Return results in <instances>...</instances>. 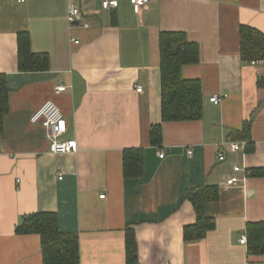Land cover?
Segmentation results:
<instances>
[{"label":"crops","instance_id":"crops-1","mask_svg":"<svg viewBox=\"0 0 264 264\" xmlns=\"http://www.w3.org/2000/svg\"><path fill=\"white\" fill-rule=\"evenodd\" d=\"M72 3L82 13L73 25ZM241 25L264 33V0H151L139 12L131 0L109 9L102 0H0V73L10 88L0 136V264H43L40 235L15 232L38 211L56 212L61 230L78 234L81 264H128V226L135 264H264V254L240 242L248 223L264 222V175L241 172L240 185L226 187L235 165L264 170V61L242 60ZM25 31L32 51L49 55L48 70H19ZM161 31L199 43L200 62L183 66L182 76L202 82L204 111L164 122L158 147L149 132L161 122ZM48 101L60 107L63 138L77 139V152H50L48 131L31 120ZM246 121L250 138L239 134ZM231 142L244 147L233 151ZM138 147L145 174L126 179L123 151ZM201 184L220 188L208 206L216 226L186 243L184 227L196 220L186 192Z\"/></svg>","mask_w":264,"mask_h":264},{"label":"trees","instance_id":"trees-1","mask_svg":"<svg viewBox=\"0 0 264 264\" xmlns=\"http://www.w3.org/2000/svg\"><path fill=\"white\" fill-rule=\"evenodd\" d=\"M160 46V92L161 122L150 127V142L154 146L163 143V123L168 121H190L202 118L204 102L202 82L185 79L182 68L200 62V45L191 41L183 31H161ZM240 51L245 62L264 61V33L248 26H240ZM50 58L46 52H34L27 31L18 37V68L20 71L48 70ZM10 111V88L7 75L0 73V136L4 134L5 117ZM250 121L244 123L239 132L250 138ZM123 173L126 179L141 178L145 174V150L142 147L126 148L123 151ZM252 176L264 175V170L250 171ZM192 202L196 220L184 227L186 243L203 239L215 228V218L209 214L208 206L220 199V188L215 184H201L186 192ZM18 235L38 234L41 238L43 264H81L79 236L75 232L62 231L59 216L54 211H38L25 214L15 227ZM248 249L264 254V222H250L246 227ZM127 263L139 260V249L133 226L126 231Z\"/></svg>","mask_w":264,"mask_h":264},{"label":"built area","instance_id":"built-area-1","mask_svg":"<svg viewBox=\"0 0 264 264\" xmlns=\"http://www.w3.org/2000/svg\"><path fill=\"white\" fill-rule=\"evenodd\" d=\"M24 1V0H22ZM150 0H131L134 5V8L137 12L141 10V8L148 3ZM102 5L104 8L117 7L118 0H103ZM80 18V10L75 7V4H70L68 10V20L70 23H74L77 19ZM66 86L61 85L56 88V92H60L65 90ZM142 86H137V91H142ZM211 101L214 104H219L222 102V98L219 95H214L211 97ZM31 120L36 123H40L49 134V150L55 154H67L77 152L79 149V144L77 139L75 138H63L64 133L67 130V121L64 118L60 107L52 102H46L39 110H37L31 117ZM230 147L232 150L236 151L242 148V144L238 142L230 143ZM191 153V151H189ZM160 157H164V153L160 154ZM226 156L223 153H219L218 159L220 161H224ZM234 175L227 178L226 187H233L240 185V179L238 175L243 172L246 175L250 174L249 170L242 168L239 165H235L233 167ZM62 178V176H60ZM105 194H102L100 197H104ZM240 242L242 244L247 243V235L243 234L240 237Z\"/></svg>","mask_w":264,"mask_h":264},{"label":"bare ground","instance_id":"bare-ground-1","mask_svg":"<svg viewBox=\"0 0 264 264\" xmlns=\"http://www.w3.org/2000/svg\"><path fill=\"white\" fill-rule=\"evenodd\" d=\"M103 1V0H102ZM151 1V0H150ZM149 1V2H150ZM148 2V3H149ZM147 4V3H146ZM145 4V5H146ZM118 5H119V0H118ZM77 9H79L80 10V8H78L77 6H75ZM102 7H103V5H102ZM104 8V7H103ZM110 8H115V7H110ZM105 9H109V8H105ZM81 15H82V13H81V10H80V18H81ZM80 18L79 19H77L74 23H70V24H76L77 22H79L80 21ZM88 25V24H87ZM74 42H76V43H79L80 41L79 40H74ZM65 86V85H64ZM66 89H67V86H66ZM65 89V90H66ZM65 90H62V91H65ZM62 91H60V92H58V93H61ZM220 104V103H219ZM232 143V142H231ZM240 144H242V148L244 147V143H240ZM228 146H230V144H228ZM241 148V149H242ZM230 149H231V147H230ZM241 149H239V150H241ZM234 151V150H233ZM236 151H238V150H236ZM219 153H223L222 151H220ZM219 153H218V156H219ZM224 154V153H223ZM225 155V154H224ZM226 156V155H225ZM226 158V157H225Z\"/></svg>","mask_w":264,"mask_h":264}]
</instances>
